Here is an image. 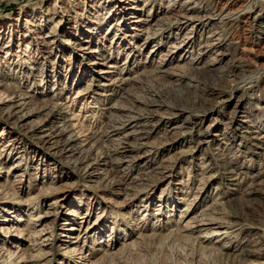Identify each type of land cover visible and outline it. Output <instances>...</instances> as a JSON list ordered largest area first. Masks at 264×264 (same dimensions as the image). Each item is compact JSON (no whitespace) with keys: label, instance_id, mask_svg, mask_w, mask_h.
Wrapping results in <instances>:
<instances>
[{"label":"bare ground","instance_id":"1","mask_svg":"<svg viewBox=\"0 0 264 264\" xmlns=\"http://www.w3.org/2000/svg\"><path fill=\"white\" fill-rule=\"evenodd\" d=\"M234 27L240 35L226 33ZM148 75L169 82L185 103H141L135 89H142ZM85 81L75 98L103 106L87 107L99 108L108 120L115 142L108 153H94L96 144L82 135L79 118L62 99L64 87L70 92ZM124 90L127 95L117 101ZM0 117L28 130L50 150L62 147L91 173L102 171L94 172L96 178L105 175L107 168L119 169L120 176L112 183L126 192L138 180L125 181L130 166L147 163L151 168L158 151L179 149L187 156L202 152L196 160L206 184L198 185L188 210L207 185L221 180L228 182L234 194L237 183L246 178L252 186L244 195L253 196L264 176V2L41 0L0 27ZM158 133L163 134L161 140L149 142ZM5 134L10 140L4 158L11 160L16 155L14 168L21 170L25 147L3 129L1 135ZM209 149L222 160H230L231 166L223 173L217 171L213 159L206 156ZM241 158L258 162L257 171L249 173L253 163L252 168H243L244 162L239 165ZM148 196L142 208L154 206ZM223 196L219 193L213 207L225 204L220 202ZM167 199L158 198L160 217L179 205ZM13 209L7 211L2 224L10 223L11 217L20 219ZM210 211L190 218L185 231L204 230L198 240L215 239L219 245L224 243V250L250 257L259 245L258 234L252 232L255 236L249 234L241 246H234L237 219L221 228L219 217ZM40 220V215L32 219L33 223ZM44 232H32L31 238ZM43 251L34 257L43 258Z\"/></svg>","mask_w":264,"mask_h":264},{"label":"rangeland","instance_id":"2","mask_svg":"<svg viewBox=\"0 0 264 264\" xmlns=\"http://www.w3.org/2000/svg\"><path fill=\"white\" fill-rule=\"evenodd\" d=\"M40 2L0 0V27L25 7L31 9L33 4ZM237 29L234 27L225 32L240 35L241 31ZM255 77L261 75L256 74ZM143 80L142 89H135L141 103L147 104L152 100L169 105L185 103L172 91L169 82L152 75ZM86 84L87 81L70 92L63 85L62 99L79 118L82 135L86 134L96 144L94 153H108L115 147V142L109 133L110 126L104 112L99 111L103 106L92 104L90 99L75 98L77 91ZM127 91L120 92L117 101L123 99ZM68 94L69 98H66ZM87 106L100 107L88 109ZM3 129L5 133L17 136L25 147L21 170L14 168L16 155L11 160L4 158L3 150L10 139L7 134L1 135ZM0 137V221L13 208L17 211L15 217L20 216L18 220L11 217L10 223L0 222V264H264V176L260 179L259 192L248 198L244 194L252 185L246 178L237 183L234 194L230 193V186L224 180L210 183L194 208L188 210L186 206L197 196L198 185L206 184L196 160L202 152L187 156L180 154L179 149L158 151L155 160L152 159L153 167L147 163L129 167L125 181L138 180L126 192L112 183L114 177L120 176L119 169L107 168L105 175L96 178L94 172L97 171L91 173L77 158L69 157L62 147L50 150L28 130L11 126L1 117ZM161 137V133L152 134L149 142L156 143ZM215 154L212 149L206 152V156L215 162L216 170L223 173L231 166L230 160H222ZM239 160V165L244 162L243 168L249 165L252 168L250 159ZM257 168L258 162L253 163L252 170L248 171L252 173ZM172 175L174 178L171 179ZM219 193L224 195L220 202L226 205L213 207ZM148 194L154 206L144 209L141 202L147 200ZM161 195L170 202L177 201L179 205L160 217L157 209L162 210L158 202ZM232 198L234 200L228 203ZM209 208L210 215L216 219L219 217L221 228L237 219L235 229L238 235L236 240L232 239L234 246H241L249 234L255 236L252 232L258 234L259 245L250 257L224 250V243L219 245L215 239L208 242L198 240L204 230L185 231L184 226L190 218ZM37 215L41 220L33 223L32 219ZM42 230L45 232L39 237L31 238L32 232L35 234ZM40 249L44 250V257H34ZM8 252L15 255L10 256Z\"/></svg>","mask_w":264,"mask_h":264}]
</instances>
